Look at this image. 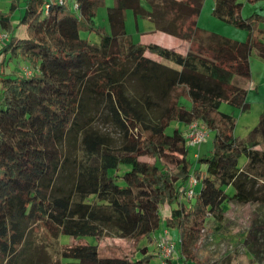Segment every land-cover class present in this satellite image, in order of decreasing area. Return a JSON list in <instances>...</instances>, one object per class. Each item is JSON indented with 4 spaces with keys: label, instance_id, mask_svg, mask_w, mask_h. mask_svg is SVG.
Returning a JSON list of instances; mask_svg holds the SVG:
<instances>
[{
    "label": "trees",
    "instance_id": "obj_1",
    "mask_svg": "<svg viewBox=\"0 0 264 264\" xmlns=\"http://www.w3.org/2000/svg\"><path fill=\"white\" fill-rule=\"evenodd\" d=\"M24 1L16 23L22 0L0 11L7 33L0 42V264H28L34 226L51 243L61 234L109 235L134 249L102 256L97 243L71 241L59 244L52 264H149L161 224L179 234V260L170 255L164 264H207L186 247L205 218H222L230 200L264 203V104L243 139L233 135L235 118L219 109L221 102L250 108L233 78H250L252 54L264 63V14L243 17V0H213L214 17L246 29V39L236 40L198 25L204 0H113L107 28L94 22L104 0H73L76 8ZM127 9L135 27L146 19L186 48L134 41ZM22 24L23 36L16 33ZM13 59L30 64V73L6 70ZM192 121L213 131L210 151L194 160L181 128ZM237 150L247 154L242 167L219 160ZM191 174L200 188L186 199ZM254 233L246 241L262 246Z\"/></svg>",
    "mask_w": 264,
    "mask_h": 264
},
{
    "label": "rangeland",
    "instance_id": "obj_2",
    "mask_svg": "<svg viewBox=\"0 0 264 264\" xmlns=\"http://www.w3.org/2000/svg\"><path fill=\"white\" fill-rule=\"evenodd\" d=\"M9 3L10 0H0V11L7 10ZM66 3L72 6L73 0H66ZM210 3H213V0H204L198 19V25L204 29L220 33L232 39L240 40L244 37L243 40H245L247 37L246 29L239 28L214 17L211 14ZM112 4L113 0H104V3L97 7L96 16L94 18L95 24L105 28L108 27L106 12L107 7ZM141 4L143 6H147L146 0H142ZM24 5L25 1L22 0L19 10L12 15L14 23H16ZM253 10H257L259 13L264 14V0L255 4L246 1L241 9V14L243 17H247ZM141 20L143 19L141 18ZM147 21L148 20L145 21L146 24L149 22ZM125 22L126 30L134 41L149 42L152 38L157 43L173 45L174 47H177L176 49L178 50H183L187 46L186 41L181 38L175 37L173 39L174 36L171 35V37H168L169 35L167 36L166 33L159 31H154L156 32L154 33L153 31H150V28L148 27H144V31H141L139 35L137 31L134 30V16L132 11L129 9L125 10ZM262 26L264 27V23ZM24 28L23 24L20 25L16 33L23 36ZM89 35L90 40L97 41V37L94 33ZM249 59L250 62L253 63L254 59L258 60L253 54L250 55ZM7 64L6 70L11 69L14 72L21 74L24 71H27V73L30 72V64L22 60L13 59ZM254 65L255 64H253V67ZM249 81L250 79L239 76H234L233 78V82L235 84L242 86L247 90L246 101L250 104V108L248 110L241 111L240 108L232 106L226 102H221L219 106L221 111L229 113L235 118L233 135L237 139H243L247 131L257 123L259 113L263 107L262 103H264V76L260 78L261 83H259L258 90H256L254 86H251ZM97 125L102 132H112L111 127L108 125L102 124L101 122ZM181 128L185 131L187 126L181 125ZM212 136L213 131L211 130L209 137L205 141L201 142L199 146L193 148L196 150L193 151L191 147L189 150L191 159L194 160L199 155L210 151L209 149L211 146ZM219 160L223 162L231 161V163L235 166L242 167L247 161V154L245 151L237 150L219 157ZM197 183L195 192L200 188V182ZM225 190L231 194L234 191V188L232 185H229L225 187ZM223 207L225 212L222 218L216 219L211 214L205 218L200 233L197 237L192 238L187 243V249L194 251L202 260L207 262V264H264V243L260 246L257 239L255 241L251 239V237L246 241L249 231L252 233L255 231L254 234L257 233L259 235L258 240L260 242L261 239L264 240V203H238L230 200L225 202ZM160 212L162 215L169 214L170 205H161ZM163 228L164 226L161 224L157 230L162 231ZM159 231H155L153 235L159 234ZM167 231L176 248L172 256L176 260H179L178 256L180 255V250L177 249L179 239L178 231L175 228L168 227ZM27 240L29 241L28 247L30 258L28 264H52L56 257L55 250L58 248L59 244L69 243L71 241L97 243L100 249V255L102 256H118L124 253L131 254L134 250L130 240L109 235L95 238L93 236L75 237L61 234L57 242L53 241L51 243L44 236L43 231L35 226L28 232ZM149 247H154L155 253H157V246L155 247L154 243ZM149 264H160V258H158V256L156 258H152Z\"/></svg>",
    "mask_w": 264,
    "mask_h": 264
},
{
    "label": "built area",
    "instance_id": "obj_3",
    "mask_svg": "<svg viewBox=\"0 0 264 264\" xmlns=\"http://www.w3.org/2000/svg\"><path fill=\"white\" fill-rule=\"evenodd\" d=\"M62 3L63 0H58ZM47 4L45 7L47 8ZM75 8L76 3L73 5ZM7 38V33L5 31H0V42ZM27 73V71H26ZM30 73V72H29ZM211 132V129L206 125H203L197 121H192L187 125L185 130V139L189 147L198 146L201 142L205 141ZM187 185L182 187V192L184 193V198L191 199L195 195V187L197 185V179L194 175H190ZM196 184V185H195ZM159 231V230H157ZM167 228H163L159 231V234L154 235L155 243L157 246V255L160 258V264L165 263V259L172 255L175 251L174 242L171 240Z\"/></svg>",
    "mask_w": 264,
    "mask_h": 264
},
{
    "label": "crops",
    "instance_id": "obj_4",
    "mask_svg": "<svg viewBox=\"0 0 264 264\" xmlns=\"http://www.w3.org/2000/svg\"><path fill=\"white\" fill-rule=\"evenodd\" d=\"M244 1V4H245V2L247 1V0H243ZM259 1H262V0H259ZM259 1H257V2H259ZM256 2V3H257ZM244 4H243V6H244ZM255 4V3H254ZM210 5H211V7H212V5H213V3H210ZM243 6H242V8H243ZM24 9V8H23ZM19 10V9H18ZM17 10V11H18ZM23 11V10H22ZM199 19V18H198ZM141 18H138L137 19V26L134 28V30H136L137 31V33L140 35V32L141 31H144L143 29H144V27H148V28H150V31H153L154 32V30H153V25H152V23L151 22H148V24H146V20L145 19H143V20H141ZM135 21V20H134ZM151 25V26H150ZM125 26H126V22H125ZM19 28V27H18ZM18 28H17V30H18ZM16 30V31H17ZM154 33H156V32H154ZM153 34V33H152ZM166 35V34H165ZM169 34H167V36H168ZM133 37V36H132ZM168 37H171V35H169ZM175 38V36L173 37V39ZM243 38L244 37H242V39H240V40H243ZM150 41H155L154 39H150ZM162 45H165V44H162ZM166 46H170V47H174L173 45H166ZM174 48H177V47H174ZM249 63H250V69H251V76H250V78H248V79H250V81H249V83L251 84V86H254L255 88H256V90H258V86H259V83H261V81H260V78L262 77V76H264V63L261 61V60H256V59H254V63L253 62H250V59H249ZM253 64H255L254 65V67H253ZM262 104H264V103H262ZM200 145V144H199ZM198 145V146H199ZM195 147H197V146H195ZM194 148V146L192 147V149ZM191 149V148H190ZM198 149V148H197ZM194 150H196V149H193V151Z\"/></svg>",
    "mask_w": 264,
    "mask_h": 264
},
{
    "label": "bare ground",
    "instance_id": "obj_5",
    "mask_svg": "<svg viewBox=\"0 0 264 264\" xmlns=\"http://www.w3.org/2000/svg\"><path fill=\"white\" fill-rule=\"evenodd\" d=\"M184 135H185V131H184ZM191 148V147H190Z\"/></svg>",
    "mask_w": 264,
    "mask_h": 264
}]
</instances>
